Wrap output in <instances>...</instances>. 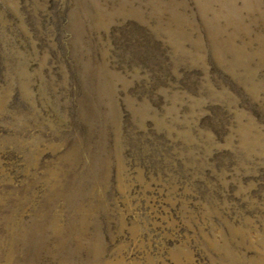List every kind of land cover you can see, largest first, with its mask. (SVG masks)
I'll return each mask as SVG.
<instances>
[{
  "label": "rangeland",
  "instance_id": "rangeland-1",
  "mask_svg": "<svg viewBox=\"0 0 264 264\" xmlns=\"http://www.w3.org/2000/svg\"><path fill=\"white\" fill-rule=\"evenodd\" d=\"M0 264H264V0H0Z\"/></svg>",
  "mask_w": 264,
  "mask_h": 264
}]
</instances>
